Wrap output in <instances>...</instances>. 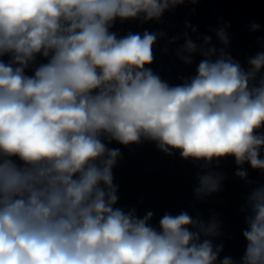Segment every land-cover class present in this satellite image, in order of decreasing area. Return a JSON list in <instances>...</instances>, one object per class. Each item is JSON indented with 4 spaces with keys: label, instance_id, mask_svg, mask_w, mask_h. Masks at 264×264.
Returning <instances> with one entry per match:
<instances>
[{
    "label": "clouds",
    "instance_id": "1",
    "mask_svg": "<svg viewBox=\"0 0 264 264\" xmlns=\"http://www.w3.org/2000/svg\"><path fill=\"white\" fill-rule=\"evenodd\" d=\"M184 2L0 0V264H264V184L246 197L238 262L220 259L215 220L166 212L156 227L153 212L116 206L113 141L154 142L205 166L232 157L245 180V164L264 172V51L245 68L211 36L198 46L185 33L179 58L201 59L170 85L146 67L165 33L111 31ZM228 27L214 30L224 46ZM197 179V196L219 190L220 176Z\"/></svg>",
    "mask_w": 264,
    "mask_h": 264
},
{
    "label": "water",
    "instance_id": "2",
    "mask_svg": "<svg viewBox=\"0 0 264 264\" xmlns=\"http://www.w3.org/2000/svg\"><path fill=\"white\" fill-rule=\"evenodd\" d=\"M252 22L259 23L261 29L251 31ZM186 24L191 27H186ZM225 24L230 25L226 29L227 46L220 43L214 31ZM192 28L196 31L193 32ZM111 31L119 36L128 32L165 33L154 44V60L146 67L170 85H176L181 83V78L195 74L201 59L199 52L193 54L190 65L179 58L177 53L185 42V33L198 46L202 45V37L211 36L217 48L225 47L247 68L248 58L264 51V0H197L195 3L185 0L183 4L167 10L159 21L130 19L122 22L117 19ZM2 59L7 61L8 57ZM46 62L37 57V63ZM26 74L32 75V69L26 70ZM108 147L121 152L112 169L113 183L117 186V207L135 209L141 218L147 212H153L150 223L156 227L166 212L179 214L186 211L205 223L215 220L220 234L212 239L214 245L223 244L220 259L227 256L239 261L246 248L242 235L247 227L246 197L255 186L264 184V172L245 164L247 180L241 179L235 175L238 166L232 157L205 166L203 161L183 159L178 150H172L169 155L150 141L142 140L139 144L127 146L113 141ZM261 156L264 158V150ZM205 172L220 176L219 190L197 196V176Z\"/></svg>",
    "mask_w": 264,
    "mask_h": 264
}]
</instances>
